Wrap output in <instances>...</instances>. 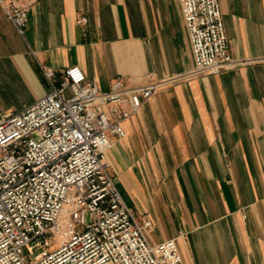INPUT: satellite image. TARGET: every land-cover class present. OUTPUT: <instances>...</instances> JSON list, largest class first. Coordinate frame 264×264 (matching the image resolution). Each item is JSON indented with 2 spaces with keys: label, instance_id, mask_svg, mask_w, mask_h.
Masks as SVG:
<instances>
[{
  "label": "crops",
  "instance_id": "0c3cea01",
  "mask_svg": "<svg viewBox=\"0 0 264 264\" xmlns=\"http://www.w3.org/2000/svg\"><path fill=\"white\" fill-rule=\"evenodd\" d=\"M218 2L244 62L219 75H190L178 0H34L22 35L0 5V117L50 92L45 70L77 66L103 93L157 84L104 156L123 203L184 264H264V0Z\"/></svg>",
  "mask_w": 264,
  "mask_h": 264
},
{
  "label": "built area",
  "instance_id": "2783aa9c",
  "mask_svg": "<svg viewBox=\"0 0 264 264\" xmlns=\"http://www.w3.org/2000/svg\"><path fill=\"white\" fill-rule=\"evenodd\" d=\"M178 1L194 61L190 75H219L244 63L229 56L218 0ZM33 2L0 0L20 35ZM43 75L48 94L0 117V264H184L175 240L148 242L150 222L139 224L125 206L104 161L124 136L121 122L158 85L127 89L117 78L103 93L77 66L61 78L51 70Z\"/></svg>",
  "mask_w": 264,
  "mask_h": 264
},
{
  "label": "rangeland",
  "instance_id": "374dc122",
  "mask_svg": "<svg viewBox=\"0 0 264 264\" xmlns=\"http://www.w3.org/2000/svg\"><path fill=\"white\" fill-rule=\"evenodd\" d=\"M53 243L55 244L56 243V240H53Z\"/></svg>",
  "mask_w": 264,
  "mask_h": 264
}]
</instances>
